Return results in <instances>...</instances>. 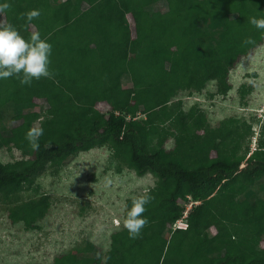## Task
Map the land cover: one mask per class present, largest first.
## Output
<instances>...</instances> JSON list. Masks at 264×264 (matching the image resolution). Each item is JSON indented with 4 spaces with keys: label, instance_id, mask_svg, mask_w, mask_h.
Here are the masks:
<instances>
[{
    "label": "trees",
    "instance_id": "1",
    "mask_svg": "<svg viewBox=\"0 0 264 264\" xmlns=\"http://www.w3.org/2000/svg\"><path fill=\"white\" fill-rule=\"evenodd\" d=\"M4 2L10 7L0 13V25L13 24L25 38L39 31L53 46L54 73L30 86L13 77L0 80V146L23 155L0 161L7 218L34 229L50 208L49 198L21 200V193L47 165L93 148L106 147L135 175L157 179L147 192L153 198L138 238L120 227L106 251L87 241L50 264H264V149L246 159L229 155L231 132L196 136L204 127L201 118L191 110L178 115L179 102L175 109L170 105L180 92L199 91L211 80L217 93L228 92V71L264 44V31L248 22L264 16V0ZM32 9L41 14L28 23L23 14ZM159 18L163 25L155 27ZM120 42L128 44L124 57ZM98 104L108 110L101 113ZM137 113L146 119L133 121ZM169 120L175 133L161 129ZM40 127V147L33 150L25 134ZM165 133L176 139L168 152ZM135 198L126 200L123 219ZM189 201L197 204L187 211L186 228H174Z\"/></svg>",
    "mask_w": 264,
    "mask_h": 264
},
{
    "label": "rangeland",
    "instance_id": "2",
    "mask_svg": "<svg viewBox=\"0 0 264 264\" xmlns=\"http://www.w3.org/2000/svg\"><path fill=\"white\" fill-rule=\"evenodd\" d=\"M191 7L196 13L197 8L193 4ZM158 9L163 11L162 4ZM126 18L133 34V19L130 14ZM161 25V18L154 21L155 27ZM226 36L223 32L222 37ZM119 46L120 55L126 56L128 44L120 42ZM227 83L230 89L224 95L217 93L216 82L211 80L199 91L180 92L170 105L175 109L179 102L178 115L191 110L201 118L204 127L196 136L231 132L232 137L226 140L229 155H245L246 159L259 146L264 149V44L228 71ZM96 109L101 113L108 110L105 104L96 105ZM171 120L164 121L161 129L175 133ZM165 134L163 150L168 152L176 146V139ZM210 155L214 156L215 151ZM21 158L20 151L0 146L1 162ZM156 180L149 173L135 175L121 160L114 159L106 147L75 153L60 165H47L34 178L32 187L20 195L21 200L41 194L49 198L50 208L34 229L13 224L7 218L5 204L0 202V264H50L56 255L74 252L87 241L101 253L106 251L110 234L124 227L126 200L147 194L156 186ZM195 204H185L179 225L186 224L185 215ZM210 231L215 232L213 228Z\"/></svg>",
    "mask_w": 264,
    "mask_h": 264
},
{
    "label": "clouds",
    "instance_id": "3",
    "mask_svg": "<svg viewBox=\"0 0 264 264\" xmlns=\"http://www.w3.org/2000/svg\"><path fill=\"white\" fill-rule=\"evenodd\" d=\"M9 7L7 2L0 3V13L5 12ZM40 14V10L32 9L23 15L25 20L31 23ZM248 22L257 30L264 31V16H251ZM52 50V44L46 38H42L39 31L25 38L13 24L0 25V80L13 77L18 79L21 85L30 86L34 80L53 78L54 73L50 69ZM125 119L130 120L128 116ZM137 119L146 118L136 117L133 121ZM43 133L42 127L30 128L26 132L25 138L33 150L39 149V137ZM152 198L150 194L141 195L133 199L131 206L127 208L123 226L127 229L129 238H138L141 230L148 223L143 213L147 211L146 205Z\"/></svg>",
    "mask_w": 264,
    "mask_h": 264
},
{
    "label": "built area",
    "instance_id": "4",
    "mask_svg": "<svg viewBox=\"0 0 264 264\" xmlns=\"http://www.w3.org/2000/svg\"><path fill=\"white\" fill-rule=\"evenodd\" d=\"M116 114H118L119 113V111H116L115 112ZM146 116V113H137V115L134 117V118H136V117H145ZM185 227V225H179V221H177L175 224H174V228H184Z\"/></svg>",
    "mask_w": 264,
    "mask_h": 264
},
{
    "label": "bare ground",
    "instance_id": "5",
    "mask_svg": "<svg viewBox=\"0 0 264 264\" xmlns=\"http://www.w3.org/2000/svg\"><path fill=\"white\" fill-rule=\"evenodd\" d=\"M185 213H186V212H185ZM185 216H186V215H185ZM177 221H178V220H177ZM177 221H176V222H177ZM176 222H175V223H176ZM186 226H187V225L185 224V227H184V228H186ZM184 228H180V229H184Z\"/></svg>",
    "mask_w": 264,
    "mask_h": 264
}]
</instances>
